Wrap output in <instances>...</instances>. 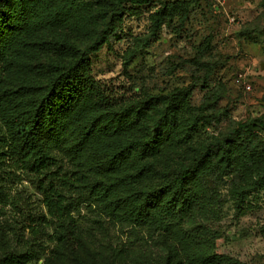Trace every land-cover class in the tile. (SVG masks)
Instances as JSON below:
<instances>
[{"label":"rangeland","instance_id":"1","mask_svg":"<svg viewBox=\"0 0 264 264\" xmlns=\"http://www.w3.org/2000/svg\"><path fill=\"white\" fill-rule=\"evenodd\" d=\"M104 1L79 0L88 5L83 13L90 34L65 27L56 30L59 38L83 48L101 25L98 15L105 7L97 2ZM177 1L189 3L187 16H167L155 27V8L164 2ZM262 2L155 0L151 6L126 11L105 43L89 52V76L93 85L113 100L116 109L152 97L153 104H142L143 112L136 115L135 127H142L145 137L139 148L129 149L126 161L113 165L110 157L100 156L111 147L109 141L87 135L83 156L87 180L69 193L72 196L69 200L71 225L83 241L81 259H75L68 246L59 242L56 224H50L38 179L19 171L12 177L7 176L9 169L0 166V264H7L3 258L10 252H28L29 258L22 264H189L186 255L198 250L209 255L205 264H212V251L220 257L214 264H264V188L252 191L242 200L238 191L244 183L239 171L213 176L211 173L202 178L201 205L187 210L178 221L181 230H191L190 237L183 235L179 240L153 221L136 223L131 214L120 220L108 214L126 212L122 207L117 208L116 202L130 196L131 185L127 182L114 186L113 183L126 172L137 173L147 155L153 154L157 161L165 156H187L190 148L186 144L203 150L208 141L225 134L238 121L264 114ZM53 34L50 32V37ZM38 56L36 69L52 61L69 59L43 52L37 53ZM36 69L26 73L17 68V83L27 84L29 78V83L43 84L45 76L41 78L40 72L35 75ZM239 74L251 85L250 90L241 87L237 81ZM176 88H185L187 93L173 99L170 95ZM14 90L16 86L0 76L1 139L6 134L3 115L6 119L11 117ZM215 94L220 96L214 105V110L221 111L219 119L210 116ZM173 102L178 103L176 127L163 117L165 104ZM82 116L87 121L90 113L84 112ZM197 118L199 121L193 128ZM69 132L73 137V125ZM183 142L186 143L182 145ZM178 143L181 145L175 147ZM51 154L68 169L77 167V160L71 153L53 151ZM139 156H143V161L136 167ZM103 176L109 181L102 187L108 188L111 197L97 200L92 186L102 182ZM144 179L150 181L146 175ZM212 196L218 200L213 208ZM141 203L139 199V206ZM30 224L38 228L36 235L31 234ZM212 229L220 234L213 248Z\"/></svg>","mask_w":264,"mask_h":264},{"label":"trees","instance_id":"2","mask_svg":"<svg viewBox=\"0 0 264 264\" xmlns=\"http://www.w3.org/2000/svg\"><path fill=\"white\" fill-rule=\"evenodd\" d=\"M154 2L155 0L97 2L105 7L98 15L102 20L101 25L94 30L85 46L79 48L69 40H61L56 30L67 27L90 34L84 24L86 17L83 12L88 8L87 4L79 0H0V76L11 86H16V90L12 92L11 117L6 119V115H3L6 134L5 138H0V166L9 169L7 176L12 177L19 171L32 174L38 179L50 215V224H56L59 242L63 241L68 246L75 259H81L80 245L83 241L71 225L69 200L72 196L69 193L87 180L83 172L87 135L107 139L111 147L100 156L110 157L111 163L118 165L126 161L131 147L139 148L145 131L142 127H135L136 120L143 112L142 104H153L152 97H148L141 103L133 102L116 109L113 100L93 85L89 76V52L99 49L105 43L108 34L126 11L151 6ZM262 6L264 8V0ZM188 9L189 3L184 1L162 3L154 10L155 27H159L167 16H187ZM262 18L264 28V10ZM50 32L55 34L50 37ZM39 52L69 59L65 62L52 61L47 66L36 69ZM17 68L19 72L26 73H33L36 69L35 75L40 72V77L45 76L46 81L43 84L35 81L29 83L28 78L27 84L20 85L15 75ZM241 87L244 86L241 84ZM186 93L185 88H176L170 96L177 99ZM219 97L215 94L212 98V119H219L221 115V111L214 110ZM157 98L158 96L155 97ZM165 98L163 97L164 100ZM177 107L178 103L173 102L165 104L163 109V117L171 120L175 127L179 121ZM84 112L90 113L87 121L82 116ZM198 121V118L193 121V128ZM71 125L75 129L73 137L69 132ZM155 126L158 128V122ZM138 133L141 135L138 136ZM116 139L118 140L115 142ZM184 143L186 142L182 145ZM180 145L178 143L175 147ZM186 146L190 148L187 156H165L163 160L157 161L153 154L147 155L143 167L137 173L132 175L126 172L118 176L114 186L127 182L131 185L130 196L116 202L117 208L122 207L126 212L111 211L108 214L116 220L131 214L139 224L153 221L159 228L166 229L180 240L183 235L190 237L191 230H181V223L178 221L183 219L187 210L195 209L199 203L201 205V180L204 176L239 171L241 182L244 183L238 191L242 200L252 191L264 188V114L238 121L225 134L208 141L203 150L190 144ZM57 150L64 154L71 153L77 160V167L68 169L60 159L51 154L53 151L58 152ZM172 150L176 152L175 148ZM142 161L143 156H139L136 167ZM145 175L150 181L144 179ZM101 181L92 186L97 200L111 197L108 188L102 187L109 180L103 176ZM1 188L0 184V194ZM139 199L142 202L140 206ZM217 203L218 200L212 196V208ZM28 227L32 235L38 233L36 226L30 224ZM219 238V232L212 229V248ZM186 257L189 264H205L209 255L198 250L188 252ZM217 257L219 255L212 251V264ZM28 258V252H10L3 261L7 264H22Z\"/></svg>","mask_w":264,"mask_h":264},{"label":"built area","instance_id":"3","mask_svg":"<svg viewBox=\"0 0 264 264\" xmlns=\"http://www.w3.org/2000/svg\"><path fill=\"white\" fill-rule=\"evenodd\" d=\"M237 81L241 83L246 89H251V85L244 79L243 74L238 75Z\"/></svg>","mask_w":264,"mask_h":264}]
</instances>
